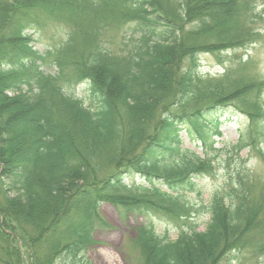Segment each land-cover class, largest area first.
I'll return each instance as SVG.
<instances>
[{"label": "trees", "instance_id": "trees-1", "mask_svg": "<svg viewBox=\"0 0 264 264\" xmlns=\"http://www.w3.org/2000/svg\"><path fill=\"white\" fill-rule=\"evenodd\" d=\"M257 10L254 0H0V264H92L103 203L142 218L144 264L264 261L260 178L238 172L215 191L204 231L189 195L215 175L230 107L248 121L235 149L264 159V76L240 74L244 58L219 78L199 70L203 54L255 43ZM50 24L69 31L40 53ZM128 26L132 45L117 54L103 38ZM48 59L57 74L42 69Z\"/></svg>", "mask_w": 264, "mask_h": 264}, {"label": "rangeland", "instance_id": "rangeland-1", "mask_svg": "<svg viewBox=\"0 0 264 264\" xmlns=\"http://www.w3.org/2000/svg\"><path fill=\"white\" fill-rule=\"evenodd\" d=\"M254 1L258 8L257 12L264 15V1ZM253 28L255 33L259 35H255V43L250 44L246 49L237 48L230 52L203 54L200 56L199 70L204 78L221 77L225 70V64L228 65L231 60L241 58H244L247 62L242 66H237L236 69L239 70L240 74L254 81L259 76H264V22H255ZM68 29V26L50 24L37 33L36 37L39 42L36 48L41 53H45L48 49L58 45L61 39H65ZM132 30L134 29L128 26L116 33H107L105 38H103L105 45L113 48L117 54H121L122 48L128 49L123 45L124 42H126L127 46L132 45V41H128ZM113 36L115 40L112 38ZM51 61L52 59H48L47 64L42 69L49 74L55 75L58 71L55 66H52V63L48 65ZM82 88L80 87L78 90ZM227 110L232 111L227 113L231 118L230 121L222 124L223 135L217 139L216 147L218 152L212 160L215 167V175L205 176L201 180L200 196L191 195V203L195 205L194 212H196L193 215V222H195L200 231H204L210 222V216L204 213V206L208 204L212 194L215 191H221L226 182H230L238 172H251L254 178H260L264 184V159L259 154L250 153L248 149L240 152L235 149L239 134L247 126V119L240 112L232 110L231 107ZM185 146L195 149L186 136ZM197 151L202 154L200 150ZM100 211L102 217L108 222V228L99 229L95 233L98 243L88 253V258L92 264H144L139 250L134 246L136 227L140 223H144L142 218L136 216H128L127 218L120 209L109 203H103ZM199 212L200 214L198 215ZM155 226L161 235H168L171 240L176 238L178 230L175 226L165 225L158 220L155 221ZM28 253L29 251L24 247L23 255L26 259ZM231 259L233 260V258ZM240 262L242 264H264L263 259L257 260L247 254L244 259L239 257ZM221 264H227V260H224Z\"/></svg>", "mask_w": 264, "mask_h": 264}]
</instances>
